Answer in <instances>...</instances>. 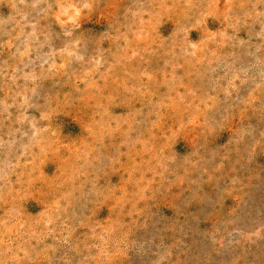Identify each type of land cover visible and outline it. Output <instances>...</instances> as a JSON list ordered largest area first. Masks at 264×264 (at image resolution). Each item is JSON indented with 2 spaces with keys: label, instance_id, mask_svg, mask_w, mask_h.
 <instances>
[{
  "label": "rangeland",
  "instance_id": "374dc122",
  "mask_svg": "<svg viewBox=\"0 0 264 264\" xmlns=\"http://www.w3.org/2000/svg\"><path fill=\"white\" fill-rule=\"evenodd\" d=\"M0 264H264V0H0Z\"/></svg>",
  "mask_w": 264,
  "mask_h": 264
}]
</instances>
